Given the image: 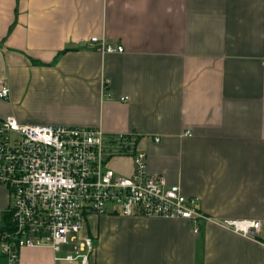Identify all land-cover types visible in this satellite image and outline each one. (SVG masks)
<instances>
[{
	"label": "crops",
	"instance_id": "obj_1",
	"mask_svg": "<svg viewBox=\"0 0 264 264\" xmlns=\"http://www.w3.org/2000/svg\"><path fill=\"white\" fill-rule=\"evenodd\" d=\"M92 36L124 51L82 42ZM263 60L264 0H0V119L128 134L151 172L218 220L264 222ZM109 164L134 169L131 152ZM10 202L0 184V230ZM200 224L107 213L84 234L91 264H264V225ZM18 264L80 262L36 246Z\"/></svg>",
	"mask_w": 264,
	"mask_h": 264
},
{
	"label": "built area",
	"instance_id": "obj_2",
	"mask_svg": "<svg viewBox=\"0 0 264 264\" xmlns=\"http://www.w3.org/2000/svg\"><path fill=\"white\" fill-rule=\"evenodd\" d=\"M82 42L104 53L124 51L122 44L98 36ZM9 96L10 88L2 84L0 98ZM110 137L99 127L26 124L14 115L0 119V184L11 197L10 224L0 232L7 264H18L21 248L36 246H49L57 260L91 264L94 240L84 234L91 215L187 219L195 233L202 220L247 236L262 229L261 220L207 215L197 206L198 197L148 169L146 152L135 148L132 139L119 134L113 142ZM127 152L134 161L131 174L109 164L116 153Z\"/></svg>",
	"mask_w": 264,
	"mask_h": 264
},
{
	"label": "trees",
	"instance_id": "obj_3",
	"mask_svg": "<svg viewBox=\"0 0 264 264\" xmlns=\"http://www.w3.org/2000/svg\"><path fill=\"white\" fill-rule=\"evenodd\" d=\"M125 136H126L127 140H131V136H130V135L126 134ZM110 138H111V140H112L113 142H116V141H117L115 137H112V136H111ZM10 219H11L10 213L7 212L6 215L4 216V221H5V222H4V225L2 226L0 232H2V231L5 229V225H6V223L9 222V224H10Z\"/></svg>",
	"mask_w": 264,
	"mask_h": 264
},
{
	"label": "rangeland",
	"instance_id": "obj_4",
	"mask_svg": "<svg viewBox=\"0 0 264 264\" xmlns=\"http://www.w3.org/2000/svg\"><path fill=\"white\" fill-rule=\"evenodd\" d=\"M108 156V155H107ZM9 227V222L8 223H6V225H5V229H7ZM0 252H2V247H1V245H0Z\"/></svg>",
	"mask_w": 264,
	"mask_h": 264
}]
</instances>
